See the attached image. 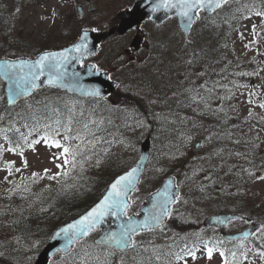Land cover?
I'll return each mask as SVG.
<instances>
[{
  "label": "rangeland",
  "instance_id": "1",
  "mask_svg": "<svg viewBox=\"0 0 264 264\" xmlns=\"http://www.w3.org/2000/svg\"><path fill=\"white\" fill-rule=\"evenodd\" d=\"M133 1L0 0L4 12L1 14L0 10V46L6 47L0 49V57H29L48 43L72 42L83 28L104 29L115 23L118 11ZM219 11L208 19L201 10V17L188 36L175 17L163 23L146 21L140 27L141 47L133 53L126 50L134 35L130 32L105 40L89 57V61L108 70L119 88L123 87L130 95L129 100L127 93L119 89L121 96L111 93L110 98L129 102L126 106L130 110L133 106L143 107L137 113L145 121L139 127L133 125L132 134L134 131L142 134L143 139L152 130L145 115L153 118L155 124L161 123L152 132L157 136L155 144L160 140L163 150L152 148L150 167L132 195L128 213L137 212L146 195L155 188L151 186L162 182L168 173L176 176L181 194L167 223L138 232L134 244L124 254L108 251L100 260L97 255L87 260L82 249H76L74 259L71 257L73 260L66 264H226L222 251L206 244L170 260L165 255L150 256L143 248L175 239L180 231L178 219H173L177 214L193 216L200 221L206 236H217L228 244L223 233L204 226L203 219L214 211L230 210L234 203H240L237 207L246 218L232 221L228 230L242 229L251 221L261 223L255 232L256 239L244 241L247 247L238 264H264V0H231ZM5 28L12 31L11 40L5 36ZM238 65H245L240 71L246 69L248 73L239 75ZM210 68L233 72L212 79L218 82L215 93L209 84L202 86L208 81ZM45 93L35 92L31 98L39 100ZM134 99L139 104L132 103ZM3 100L4 81L0 78L1 110ZM224 114L229 115L226 120L237 118L234 124L223 127L220 119ZM161 119L175 120L170 123ZM57 137L49 140L50 137L33 136L22 147H12L3 141L0 212L10 201L2 196L3 188L14 187L15 197L23 192L32 203L38 192L48 191L59 181L76 178V170L88 169L90 163L78 159L75 150L82 135ZM246 170L253 173L247 177L249 182L244 184L245 179L238 182ZM207 181L214 183L210 184V190L191 193L190 188ZM152 250H148L150 254ZM0 255L18 263L37 256L21 249L14 239L5 250H0ZM59 259L68 260L59 254L51 264ZM227 264H233L232 260Z\"/></svg>",
  "mask_w": 264,
  "mask_h": 264
},
{
  "label": "trees",
  "instance_id": "2",
  "mask_svg": "<svg viewBox=\"0 0 264 264\" xmlns=\"http://www.w3.org/2000/svg\"><path fill=\"white\" fill-rule=\"evenodd\" d=\"M0 10L1 14H4L1 7ZM5 30V36L11 40V29L5 28ZM50 47L48 43L40 50ZM5 48L0 46V49ZM38 51L33 52V55ZM209 78L212 79V77ZM202 84L203 87L207 84H211L209 86L211 88L215 87L209 79ZM42 91L46 93L41 95L39 100L35 98L22 100L13 107L7 106L3 100V108L0 109V162L3 141L12 147H22L33 136L58 138L57 135H63L72 138L82 135L75 146L76 155L78 159L90 164L88 169L76 170V178L70 181H59L48 191L38 192L32 203L24 197L23 192L16 197L3 192L2 196L5 199L12 200L5 204V208L0 212V250H5L12 239L21 249L32 253L41 249L58 224L75 217L98 199L109 181L127 169L137 157L136 151L141 137L135 131L132 134L130 128L133 125L139 127L142 122H134L139 118V114L136 113L135 107L130 110L126 106L129 102H116L110 98L111 95L83 97L51 87H44L36 92ZM161 120L167 122L166 119ZM160 124H154V126L157 127ZM251 174L252 172L244 171L238 182ZM211 183L214 184L210 181L197 184L190 188V191L195 195L210 190ZM155 185L156 183L151 188ZM238 204L240 203H234L230 209L240 211ZM173 219H178L176 223L180 226L176 239L143 248L148 255L158 254L168 257L185 255L195 250L199 244L215 245L213 237L206 236L204 230H201L203 228H198L199 221L179 214ZM238 242L230 241L228 246L222 249L227 262L232 260L234 264H238L241 260L244 248L247 246L244 242L242 244ZM232 244L237 245L233 247ZM75 249H82L87 260L93 259L96 255L100 260L108 251L114 254H124L128 251L119 253L112 247L96 243L93 238L83 239ZM149 249H153L151 254ZM71 254L66 255L68 260ZM0 261L6 264L18 263L5 256L2 259V255H0ZM55 264L64 263L61 261Z\"/></svg>",
  "mask_w": 264,
  "mask_h": 264
},
{
  "label": "water",
  "instance_id": "3",
  "mask_svg": "<svg viewBox=\"0 0 264 264\" xmlns=\"http://www.w3.org/2000/svg\"><path fill=\"white\" fill-rule=\"evenodd\" d=\"M223 0H137L131 9L119 12V23L107 30L85 29L79 38L64 47L48 49L35 57L0 58V77L5 81L4 92L9 106L17 104L29 96L34 89L52 86L66 89L83 96H103L114 92L116 81L109 73L97 68L94 63L82 60L94 54L98 43L108 35L123 34L130 28H137L146 19L164 21L177 15L183 31L188 34L197 18V10L204 8L206 13L216 10ZM136 36L134 43H139ZM151 139L147 136L141 143V153L137 161L124 172L113 178L104 194L76 218L58 226L47 244L40 251L35 264H47L58 250L68 252L81 238L95 228L102 230L95 238L97 242L126 249L133 234L141 229L159 227L168 217L170 208L180 192L174 175L165 177L162 184L146 197L138 213L130 216L126 211L130 204L129 196L138 186L150 156ZM238 213H214L205 218L206 224L222 226ZM259 224L246 229L227 233L226 237L250 236Z\"/></svg>",
  "mask_w": 264,
  "mask_h": 264
},
{
  "label": "flooded vegetation",
  "instance_id": "4",
  "mask_svg": "<svg viewBox=\"0 0 264 264\" xmlns=\"http://www.w3.org/2000/svg\"><path fill=\"white\" fill-rule=\"evenodd\" d=\"M137 49H139V48H131V47H127L126 48V50H127L128 53H133V51L134 50H137ZM132 57H134L133 54H132ZM253 66L254 65L252 64V67ZM242 68H246V66L245 65H242ZM240 73H241V75H246L248 73V71L246 69H244V70L240 71Z\"/></svg>",
  "mask_w": 264,
  "mask_h": 264
}]
</instances>
